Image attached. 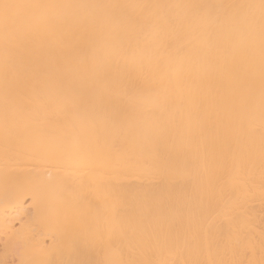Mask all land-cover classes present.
<instances>
[{
  "label": "bare ground",
  "instance_id": "1",
  "mask_svg": "<svg viewBox=\"0 0 264 264\" xmlns=\"http://www.w3.org/2000/svg\"><path fill=\"white\" fill-rule=\"evenodd\" d=\"M0 4V264H264L261 0Z\"/></svg>",
  "mask_w": 264,
  "mask_h": 264
},
{
  "label": "snow or ice",
  "instance_id": "2",
  "mask_svg": "<svg viewBox=\"0 0 264 264\" xmlns=\"http://www.w3.org/2000/svg\"><path fill=\"white\" fill-rule=\"evenodd\" d=\"M13 7H17V6L11 5V4H0V9H3V13H4L5 17L8 14V10L13 8ZM261 7H262V9H264V0H261Z\"/></svg>",
  "mask_w": 264,
  "mask_h": 264
}]
</instances>
